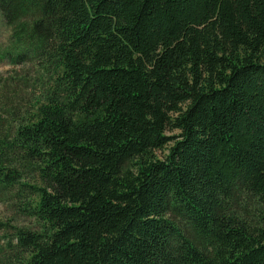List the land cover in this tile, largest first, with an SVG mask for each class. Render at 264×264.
<instances>
[{"label": "trees", "instance_id": "1", "mask_svg": "<svg viewBox=\"0 0 264 264\" xmlns=\"http://www.w3.org/2000/svg\"><path fill=\"white\" fill-rule=\"evenodd\" d=\"M0 18V264H264V0Z\"/></svg>", "mask_w": 264, "mask_h": 264}, {"label": "rangeland", "instance_id": "2", "mask_svg": "<svg viewBox=\"0 0 264 264\" xmlns=\"http://www.w3.org/2000/svg\"><path fill=\"white\" fill-rule=\"evenodd\" d=\"M7 33H8L7 28L4 25L2 19L0 18V45H2V43L4 44L6 42ZM11 67L12 66L10 64H8V62L6 60L0 61V74H3L4 71H6L7 69H10ZM1 216H8L6 208L3 206H0V217Z\"/></svg>", "mask_w": 264, "mask_h": 264}]
</instances>
